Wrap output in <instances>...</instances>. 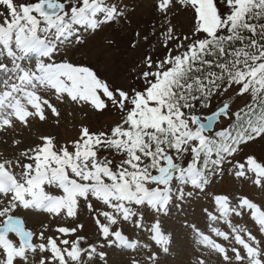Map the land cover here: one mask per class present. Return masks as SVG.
<instances>
[{
    "label": "snow or ice",
    "instance_id": "obj_1",
    "mask_svg": "<svg viewBox=\"0 0 264 264\" xmlns=\"http://www.w3.org/2000/svg\"><path fill=\"white\" fill-rule=\"evenodd\" d=\"M221 2L223 11L218 0H157L168 51L162 59L146 55L140 86L126 89L89 66L58 59L63 48L83 44L85 33L127 19L126 7L110 0H0V74L7 77L0 82V132L30 129L49 116L59 122L60 103L120 114L107 131L82 127L70 144L41 135L23 146L20 137L12 155L0 152V264H103L105 247H141L119 225L143 227L144 209L154 213L150 232L159 246L148 261L158 264L172 242L162 219L174 204L206 194L227 173L264 193V156L239 155L264 141V0ZM178 6L194 13L190 35L177 34L168 18ZM232 88L251 102L201 111ZM222 119L235 122V134L231 124L215 128ZM101 151L113 158H101ZM213 203L214 211L203 210L208 232L184 225L201 246L198 264L212 257L217 264H264V206L246 195L215 194ZM82 209L102 242L78 234ZM27 212L57 225L30 229L21 215ZM246 213L252 228L232 223Z\"/></svg>",
    "mask_w": 264,
    "mask_h": 264
},
{
    "label": "rangeland",
    "instance_id": "obj_2",
    "mask_svg": "<svg viewBox=\"0 0 264 264\" xmlns=\"http://www.w3.org/2000/svg\"><path fill=\"white\" fill-rule=\"evenodd\" d=\"M121 7L127 8V19L116 21L102 26L99 30L85 33V42L81 45H70L63 48L58 59H64L71 63L93 68L97 74L110 82L115 87L129 88L139 87L140 81L136 79L138 73L144 69V57L152 56L154 60L162 59L168 49L162 46L163 38L159 34L160 14L155 10L157 0H110ZM221 6L224 7L221 2ZM168 18L175 26L177 34L190 35L195 23L192 10L178 6L168 14ZM136 33L140 35L137 36ZM147 37L145 40L144 37ZM136 44L133 48L131 45ZM173 48L174 45H169ZM7 79L6 75L0 74V82ZM2 87V83H0ZM55 103V97H52ZM247 98L238 95L235 88L229 89L223 94V100L217 105L228 103L233 110L243 108ZM61 112L59 122L55 117L49 116L45 122L33 121L30 129L17 128L0 135V152L10 156L14 152L12 141L22 137L23 146L39 142L41 135H51L59 144L71 143L79 138L82 127L87 126L90 131H107L120 119V114L115 111H105L103 114L82 109L77 104L60 103L57 105ZM216 107V108H217ZM230 121L221 120L215 128H226ZM4 137V138H3ZM9 137V139H8ZM244 153L255 154L257 157L264 156V141H257L246 147ZM101 158L107 156L113 158L112 153L101 151ZM119 157H116L118 160ZM187 190V189H186ZM215 194H228L230 197L248 196L257 204L264 206V193H261L249 181L242 183L235 179L231 173L216 176L213 183L207 189V193L196 192L193 197L186 199L182 205L177 203L171 208L168 217L162 219V225L167 233L172 234V242L168 252H160L158 264H198L201 258V246L196 243L194 233L185 224L195 223L201 230L208 232L209 221L206 220L204 209L214 211L213 196ZM26 226L37 229L43 226L54 228L57 221L46 214L27 212L21 214ZM154 213L151 210H143V227H136L130 222H121L124 233L130 240L139 241L141 247L127 248L119 245L105 247L107 253L103 264H150L148 257L158 249L152 241L150 228L154 222ZM79 220L84 224L82 232L78 233L88 238L90 242L100 243L102 238L94 223L93 217L86 209L79 213ZM71 218H67L70 222ZM232 223L252 228L250 216L246 213L242 217H232ZM223 230H228L226 225L220 224ZM255 232V229H253ZM210 264H217L216 258L212 257Z\"/></svg>",
    "mask_w": 264,
    "mask_h": 264
},
{
    "label": "trees",
    "instance_id": "obj_3",
    "mask_svg": "<svg viewBox=\"0 0 264 264\" xmlns=\"http://www.w3.org/2000/svg\"><path fill=\"white\" fill-rule=\"evenodd\" d=\"M218 6L220 7L221 11H223L224 7L221 6V0H218ZM244 95L247 98L246 104L250 103L251 102V96L249 94H244ZM222 100H223V95H218V96L214 97L213 100H212L211 109H204V110H201V111L207 113V112H209L211 110H214L217 107V105L222 102ZM230 124H231V127L233 128V133L235 134V131L237 130L236 124H235V122H230L227 127H229ZM239 155H241V153Z\"/></svg>",
    "mask_w": 264,
    "mask_h": 264
},
{
    "label": "bare ground",
    "instance_id": "obj_4",
    "mask_svg": "<svg viewBox=\"0 0 264 264\" xmlns=\"http://www.w3.org/2000/svg\"><path fill=\"white\" fill-rule=\"evenodd\" d=\"M3 134V132H0V135H2ZM4 138V137H3ZM8 139H9V137H8Z\"/></svg>",
    "mask_w": 264,
    "mask_h": 264
},
{
    "label": "water",
    "instance_id": "obj_5",
    "mask_svg": "<svg viewBox=\"0 0 264 264\" xmlns=\"http://www.w3.org/2000/svg\"><path fill=\"white\" fill-rule=\"evenodd\" d=\"M228 104V103H227Z\"/></svg>",
    "mask_w": 264,
    "mask_h": 264
}]
</instances>
